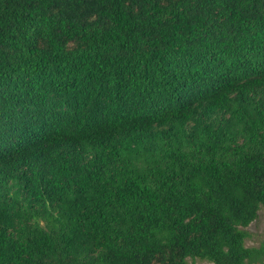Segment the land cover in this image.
I'll use <instances>...</instances> for the list:
<instances>
[{"label":"trees","instance_id":"16d2710c","mask_svg":"<svg viewBox=\"0 0 264 264\" xmlns=\"http://www.w3.org/2000/svg\"><path fill=\"white\" fill-rule=\"evenodd\" d=\"M264 0H0V264H255Z\"/></svg>","mask_w":264,"mask_h":264},{"label":"rangeland","instance_id":"374dc122","mask_svg":"<svg viewBox=\"0 0 264 264\" xmlns=\"http://www.w3.org/2000/svg\"><path fill=\"white\" fill-rule=\"evenodd\" d=\"M242 228L246 231L243 240L245 246H259L264 244V208L260 206L257 209L255 218ZM185 260L187 264H216L210 260L199 257L190 258L186 256ZM255 264H264V255L259 258Z\"/></svg>","mask_w":264,"mask_h":264}]
</instances>
